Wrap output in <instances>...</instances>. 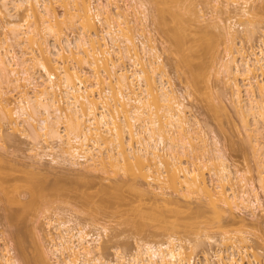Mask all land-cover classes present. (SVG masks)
Listing matches in <instances>:
<instances>
[{
	"label": "bare ground",
	"instance_id": "6f19581e",
	"mask_svg": "<svg viewBox=\"0 0 264 264\" xmlns=\"http://www.w3.org/2000/svg\"><path fill=\"white\" fill-rule=\"evenodd\" d=\"M149 1L155 11L153 24L169 43L165 49L174 55V65L190 86L206 88L212 80L209 73L222 79L255 160L256 184L230 162L210 127L199 123L185 104L184 94L170 83L161 51L148 30L145 2L0 0L1 29L6 31L0 39V149L6 130L18 132L29 140L30 161L35 164L42 160L66 164L81 174L101 172L107 180L120 176L133 191L163 202L168 212L182 208L180 200L190 203L205 198L209 210L197 205L196 217L209 211L216 219L212 224L205 216L193 232V240H184L176 236V226L183 228L184 224L175 221L187 216L175 220L173 213L168 215L175 224L169 217L159 216L158 220L170 222L169 227L161 228V238L137 240L125 257L115 248L113 262L104 257L101 239L107 235L106 227L101 230L104 234L91 233L71 213L62 218V211H54L44 218L51 248L43 249L41 238L32 263L25 256L18 261L11 245L2 243L0 264H48L49 255L55 256L56 264H191L194 257L188 248L194 251L204 242L217 248L213 256L203 255L200 264L258 263L250 253V233L242 228L243 220L238 227L225 229L219 212H227L232 221L235 211H248L252 219L264 215L263 37H257L255 50L242 45L260 33L256 24L264 16V0H207L208 24L217 32L191 41L190 32L198 30L193 26L197 17L202 19L207 11L196 15L187 0ZM54 4L61 9L60 17ZM64 23L71 29L69 35L62 32ZM96 23L101 25L99 30ZM234 26H241L240 30ZM219 43L224 54L215 62ZM204 54L215 62L216 69L210 68L211 61ZM220 100L221 106L216 102L222 110L225 106ZM35 179L31 177V181ZM143 181L146 186L139 188ZM38 182H25L27 197L22 201L14 197L15 204L30 208L37 199L42 201L46 187ZM211 229L219 232L218 239L207 234Z\"/></svg>",
	"mask_w": 264,
	"mask_h": 264
},
{
	"label": "rangeland",
	"instance_id": "374dc122",
	"mask_svg": "<svg viewBox=\"0 0 264 264\" xmlns=\"http://www.w3.org/2000/svg\"><path fill=\"white\" fill-rule=\"evenodd\" d=\"M142 1L145 2L147 7L148 30L150 31V35L156 40V44L159 50L161 51L164 69L167 73L170 83H172V86L175 88V90H177V92H182L184 94L185 104L189 107L190 113L199 121V123L203 126L207 125L210 127L211 130L210 129L209 130L213 132L214 135H216L222 148L225 151L226 157L230 160V162H232L237 169L246 171L245 175L247 179L252 180L253 183L256 184L255 181L256 172L254 171L255 160L253 159L252 153L249 149L250 148L249 143L246 144L245 142L246 139L243 131L244 129L242 128L238 116L234 112L232 104L229 101L228 90L222 84L223 82L222 79L221 82L220 80L215 78V76L213 77L211 73H209L211 75L209 77L210 78L209 80L211 79L212 80L210 81L211 84L209 83L211 87L207 83L208 84L207 87H209L208 90H206L207 87L202 88V86L201 87L199 86L198 88L194 87L195 88L194 89L192 86H190L189 82L187 81L188 79L186 78L182 70L177 68L176 65H174L175 64L174 62H176L174 60L175 59L174 55L169 52L170 50L167 51L165 49L166 46L167 47L169 46V43L165 42L167 41V39L165 38L164 34H162L161 31L158 30V26H156L157 24L155 25L153 24L155 23L154 20L155 11L153 9V5L149 0H142ZM186 3H189L191 5L196 15H202L203 12L205 13L207 11L206 16L204 17V14L202 16L207 20V22L204 21L205 19L203 18L200 19L201 17L198 19V17L196 16L197 17L196 23L193 26H196L195 30L198 29L199 31L196 30L195 31L196 33L194 31H191L190 32L191 34L189 33L191 36L188 34V37L190 36V41L191 39L192 40L195 39L198 35H203V34L205 35L206 33L213 34L217 32L214 30L213 26L209 25L211 23H209L210 21H208L210 18V14L207 15L209 13L208 12L209 10H207L209 6L207 0H187ZM53 6L55 9V13L57 14V16L60 17L61 9L58 6H56V4H54ZM19 14L17 15L18 17ZM184 15L183 16L187 18L189 14H184ZM20 17L22 18V15H20ZM20 17L18 18V20L21 19ZM207 17L209 18L207 19ZM258 23L256 24V26L258 25L256 32L259 33L260 31V33L259 34L255 33L256 34L255 39L253 38L252 42L251 40L244 42L245 40L243 41L242 39L243 41L242 45L246 47V49L247 46L249 48L257 47L259 45L258 38L260 39L263 37V40L262 39L261 40L264 42V36H263L264 16H259ZM62 24L63 23L60 24V27ZM65 25L66 23H64V25L61 28L62 32L64 34L66 33L65 35H69L71 29L69 28V26L67 28ZM1 26H2V21L0 19V39L6 33V31H3L1 29ZM100 26L98 23H96V28L98 30ZM239 27L237 28V26L236 27L234 26V28H236L237 31L240 30ZM74 30L75 29H73V31ZM76 32L77 30L75 31V33ZM159 33H161L162 35ZM213 38L216 37L213 36ZM215 40L213 39V42ZM256 43L258 45H256ZM249 48L248 50H250ZM215 52H216L215 62H217L220 59H222L224 54L222 43H219L217 45ZM204 57L208 58L207 55H205ZM210 59L211 58H208V61H211V64L210 62L207 64L211 65L210 67L211 69L213 68L216 69L217 66L214 64L215 62ZM211 69H209L208 67V71L210 70L209 72L212 71L214 72V70ZM177 73L180 75H178ZM213 75L215 74L213 73ZM196 89H198V92ZM194 90L196 92H194ZM201 91L203 92L204 96L202 95ZM209 91L211 93H209ZM185 93H187L188 96H186ZM207 93L209 96L207 95ZM218 99L219 100L222 99L224 104V105L222 104V107L225 106V108L223 107L222 110L219 109V106H221V102H220L221 100L219 101ZM217 100L219 101L218 103L220 104L219 106L217 104L218 102ZM211 103L213 104V106L214 105L216 106V108L215 106L213 108V106L211 105L214 110H212L211 106H208ZM223 109H225V111H223ZM222 111L223 113H221ZM251 121L252 120L250 119L249 123H251ZM208 128H206L207 131H209ZM6 134H7L5 135L6 140L4 141L3 144L4 148L0 149V157L2 158V160H0V182H1L0 184L1 186L5 187V193L8 196L6 194H3L4 193L2 192L3 189L0 186L1 188L0 189V244L2 245V243L3 244L9 243L13 249V255L18 259V261H20L19 256L21 258L25 256L33 263L37 253L36 251L37 248H35V246L37 247V244L41 238L42 240L40 241V244L43 245L42 248L43 249L45 247L51 248V243L50 241H48L49 236L46 235L49 232H47L48 229L44 224L45 223L44 218L46 216L50 217V215H52L54 211L55 212L62 211L64 213V214L61 213L62 218H65L71 213L72 217L75 216L77 222H79L80 224L86 223L87 224L86 231H89L91 233L98 231L104 234L103 231L101 230L103 226L106 227L107 235H105V237L102 235L103 237L101 239L102 245L104 247L103 250L104 257L105 259L113 262H115V255H114L115 248H117V250L122 254V256L125 257L133 251L137 240L138 241L139 239L142 241L159 240V238H161V236L158 235L159 232L160 233L163 232L165 227H167V225L170 224V222L173 220L172 218L169 217L170 214L172 213H173L172 215H175L174 218L175 220L177 219L176 217L178 218H182V216L183 218H185L186 216L187 218L189 217L188 219L186 218V220L184 219L185 221L183 219L181 220L178 219V221L177 220L175 221V223L180 221V223L184 224L183 228L181 226H176L177 227L176 236L184 240L185 238L193 240L194 238L193 232H195V229L197 228L198 225H201L202 223L201 220L205 221L204 220L205 216L206 217L209 216V219L206 218V220H208L209 222L210 221L214 222L216 220L215 217L214 220L212 219L213 215L212 214L210 215L209 211H206L208 212L207 213L208 215L205 214V216L202 217L203 219L200 217H196L197 214L195 213V211L198 210L197 205H199L203 210L208 209L206 205L208 203L205 202L204 200L205 198H200L198 201H196L197 199L196 200L191 199L190 203L188 202L189 209H187L188 206L186 205L188 203L187 202L185 203L184 201L180 200L178 201V203L182 205V208H177V210L175 209L172 212H168L164 208L162 204L163 202L162 203L155 202L151 196H147L144 193H143L144 195H141L139 191L137 192V189H134L133 191L132 187L130 185H127L129 182L124 184L125 179L121 178L120 176H117L116 180H114L113 178L107 180L104 179V176L101 172L95 174L92 173L91 176L89 173L81 174V172H77L71 169L66 164H64L63 166L52 165L49 164L47 161H43V160L40 161L42 163L36 161L37 163L35 164L34 160H33L34 162L30 161L31 159H30V151H29L30 148L29 140L25 137H22L18 132L12 133L9 130H6ZM32 162L35 165V166L33 165V167H31L32 165H30ZM31 177H33V179L36 178L35 181L34 180L31 181ZM28 180L30 182L39 181L38 182L39 184H41L43 187L45 186L46 189L43 190L44 194L42 196L45 197L42 199V201L40 198L39 200L37 199L36 204H33L34 206L32 207L29 206L30 208H26V207L23 208V206L20 205V203L17 204L16 202L15 204L14 199L18 198L19 201L20 200L22 201L24 200L25 197H27V194H25L27 193L26 190L27 186L24 183L27 182ZM117 180L119 181V183L117 184V186H115ZM145 186L146 183H144V185H142L139 188ZM9 197L11 198L9 199L10 201H8ZM101 201L103 204L101 203ZM111 201H113L112 204ZM107 202L110 203L108 204ZM204 202L206 206L204 205ZM262 203L264 208V202ZM105 204L107 205L105 206ZM102 205H104L105 207L104 206L102 207ZM191 210L192 212L193 211L194 212L191 213ZM221 212H219L220 222H222L225 229L238 227L243 220L244 227L242 228L250 233L248 234L249 242H247V244L251 248L250 253L251 254L253 253L255 255L254 259L258 262L257 264H264V215L258 216L257 219H252L251 217H249L248 211L246 212L244 210L237 212L235 211L234 212L235 217L233 218L232 221L231 217L228 216L227 212L224 211L222 213ZM190 213L192 215L194 214L193 218ZM188 214H190V216H188ZM12 215L14 216V218H12L13 217ZM159 216H161L162 218L169 217V219L167 218L166 219L169 221L171 219V221L170 222L168 221L169 222L168 223L166 219L158 220ZM159 224H161L162 226H160ZM161 228L164 229L162 230ZM218 233L219 232H217L215 229L214 230L211 229V232L210 230H208L207 232L209 236H214L215 239L219 238L220 234ZM45 236L46 238H44ZM216 248L217 247L214 244H208L204 242L200 244L194 251L193 250H191L192 252L189 251V248L188 251L187 249L186 251L189 252V254L192 253L191 256L194 257L196 264H200L202 263L203 255L213 256V251L215 252ZM54 257L49 255L48 257L49 261L47 259V263L56 264L55 263L56 258ZM215 261L216 260H214L213 262ZM19 263L21 264V262Z\"/></svg>",
	"mask_w": 264,
	"mask_h": 264
},
{
	"label": "built area",
	"instance_id": "2783aa9c",
	"mask_svg": "<svg viewBox=\"0 0 264 264\" xmlns=\"http://www.w3.org/2000/svg\"><path fill=\"white\" fill-rule=\"evenodd\" d=\"M192 261L190 262L191 264H196L194 259H191Z\"/></svg>",
	"mask_w": 264,
	"mask_h": 264
}]
</instances>
